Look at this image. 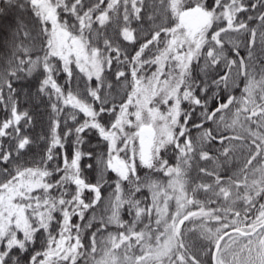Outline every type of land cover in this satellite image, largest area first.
Wrapping results in <instances>:
<instances>
[{
    "label": "snow or ice",
    "instance_id": "obj_1",
    "mask_svg": "<svg viewBox=\"0 0 264 264\" xmlns=\"http://www.w3.org/2000/svg\"><path fill=\"white\" fill-rule=\"evenodd\" d=\"M0 20V264H264V0Z\"/></svg>",
    "mask_w": 264,
    "mask_h": 264
},
{
    "label": "trees",
    "instance_id": "obj_2",
    "mask_svg": "<svg viewBox=\"0 0 264 264\" xmlns=\"http://www.w3.org/2000/svg\"><path fill=\"white\" fill-rule=\"evenodd\" d=\"M2 23H3V21L0 20V24H2ZM3 35H4V33L0 32V39H3ZM243 54L244 53L242 50V55ZM235 94L239 95V89L236 90ZM33 112H34V115L36 116V121H37L35 132L39 133L41 131V128L46 126L47 114L45 113V110L42 106H38V107L33 108ZM195 134H196V132H195V130H193V136H195ZM94 146H95V140L93 139L92 144L88 146V149L90 150ZM233 167H236V165H233ZM227 174H231V173H225V175H227ZM105 195H107V193H105ZM193 238L195 239V236ZM197 243H199V241H197Z\"/></svg>",
    "mask_w": 264,
    "mask_h": 264
}]
</instances>
